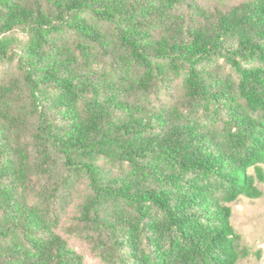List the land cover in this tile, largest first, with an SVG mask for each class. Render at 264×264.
<instances>
[{
	"label": "trees",
	"instance_id": "16d2710c",
	"mask_svg": "<svg viewBox=\"0 0 264 264\" xmlns=\"http://www.w3.org/2000/svg\"><path fill=\"white\" fill-rule=\"evenodd\" d=\"M257 182L264 0H0V264H238Z\"/></svg>",
	"mask_w": 264,
	"mask_h": 264
},
{
	"label": "rangeland",
	"instance_id": "374dc122",
	"mask_svg": "<svg viewBox=\"0 0 264 264\" xmlns=\"http://www.w3.org/2000/svg\"><path fill=\"white\" fill-rule=\"evenodd\" d=\"M254 175V171H249ZM257 187L262 191V197L250 200L240 197L237 202L230 205L232 210L231 225L241 236V246L249 250L247 258L238 264H264V184L257 182ZM73 212V207L67 209V217ZM66 217V218H67ZM70 245L84 256L88 264H100L99 260L91 255L88 247L82 242L64 234Z\"/></svg>",
	"mask_w": 264,
	"mask_h": 264
}]
</instances>
